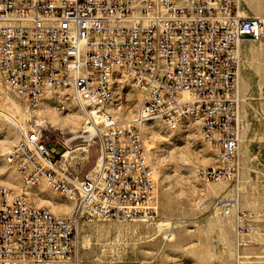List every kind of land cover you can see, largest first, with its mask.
<instances>
[{"label": "built area", "instance_id": "built-area-1", "mask_svg": "<svg viewBox=\"0 0 264 264\" xmlns=\"http://www.w3.org/2000/svg\"><path fill=\"white\" fill-rule=\"evenodd\" d=\"M262 37L264 17L244 14L239 0H0V78L28 107L56 91L73 93L99 149L92 174L80 178L67 157L75 136L53 140L63 149L55 155L38 132L14 123L4 157L24 186L0 185V264H80L81 223L157 218L156 168L141 135L145 114H156L168 129L193 117L217 149V164L196 174L204 182L234 179L235 62L242 41ZM122 76L143 88L141 117L125 123L107 99L108 83L117 86ZM41 183L63 198L74 195L68 207L75 215L32 204L30 192ZM220 206L229 212V203Z\"/></svg>", "mask_w": 264, "mask_h": 264}, {"label": "rangeland", "instance_id": "rangeland-1", "mask_svg": "<svg viewBox=\"0 0 264 264\" xmlns=\"http://www.w3.org/2000/svg\"><path fill=\"white\" fill-rule=\"evenodd\" d=\"M239 4L244 14L264 17V0ZM240 48L238 175L222 181L199 178L197 168L217 164V149L202 136L195 119L171 129L160 120L144 122L143 143L156 168L157 218L144 222L93 217L81 223L80 264H264V37L244 40ZM116 82L111 111L125 123L136 116L139 92L124 76ZM85 119L68 90L28 107L0 78V185L13 190L22 185L13 161L4 157L14 140V123L38 132L48 146L56 147L55 155L63 149L53 140L75 136L68 160L80 178L90 176L99 149L95 138L80 137L86 134ZM29 198L55 213L69 212L70 202L45 184L35 185ZM224 202L229 203L228 213L220 206Z\"/></svg>", "mask_w": 264, "mask_h": 264}, {"label": "bare ground", "instance_id": "bare-ground-1", "mask_svg": "<svg viewBox=\"0 0 264 264\" xmlns=\"http://www.w3.org/2000/svg\"><path fill=\"white\" fill-rule=\"evenodd\" d=\"M239 64H240V61H236L235 62V70H238V67H239ZM114 86L115 84L114 83H108V86H107V99L108 101H111L112 103V100H113V96H114ZM134 86L136 88V90H138L139 92V98H138V104H140V98H142L143 96V88L141 87H136V84L134 83ZM44 97V96H43ZM65 97V96H64ZM69 97V96H68ZM72 99H73V93H72ZM68 100V99H66ZM61 101H63L61 99ZM78 108L81 110V112L83 111V106L82 104H77L75 103ZM117 105V104H115ZM135 117H141V110H139V107H138V111L136 113V116ZM188 118H193V117H190V116H183L181 118H179L178 122H177V125L185 120V119H188ZM153 120H160V119H157V115L156 114H145L144 115V122H147V121H153ZM161 121V120H160ZM197 121V120H196ZM71 122L73 123V119H71ZM162 122V121H161ZM198 122V121H197ZM163 124H165L167 126V122H162ZM175 125V126H177ZM199 125V124H198ZM174 126V127H175ZM84 128H88V129H83V132H85L86 134L85 135H82V137L84 136V138H87V140H89L90 136H92V128H89V126L85 125ZM210 142H213L212 139H209L207 138ZM85 148V147H83ZM67 154V153H66ZM13 161V160H12ZM22 180V185L21 186H24V179H21ZM35 186V185H34ZM64 197L70 202V203H74V195H64ZM232 205V204H231ZM3 207V199L1 200V206L0 208ZM55 209V208H54ZM69 209V212H68V215H75V207H68Z\"/></svg>", "mask_w": 264, "mask_h": 264}, {"label": "crops", "instance_id": "crops-1", "mask_svg": "<svg viewBox=\"0 0 264 264\" xmlns=\"http://www.w3.org/2000/svg\"><path fill=\"white\" fill-rule=\"evenodd\" d=\"M37 205H41V204H37Z\"/></svg>", "mask_w": 264, "mask_h": 264}, {"label": "trees", "instance_id": "trees-1", "mask_svg": "<svg viewBox=\"0 0 264 264\" xmlns=\"http://www.w3.org/2000/svg\"><path fill=\"white\" fill-rule=\"evenodd\" d=\"M62 152V151H61Z\"/></svg>", "mask_w": 264, "mask_h": 264}]
</instances>
